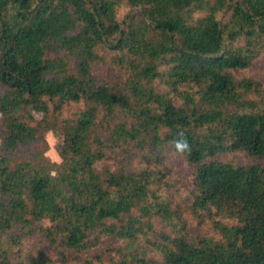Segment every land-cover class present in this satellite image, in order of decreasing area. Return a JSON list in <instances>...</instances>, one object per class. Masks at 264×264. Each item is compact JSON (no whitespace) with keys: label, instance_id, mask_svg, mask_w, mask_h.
Segmentation results:
<instances>
[{"label":"trees","instance_id":"trees-1","mask_svg":"<svg viewBox=\"0 0 264 264\" xmlns=\"http://www.w3.org/2000/svg\"><path fill=\"white\" fill-rule=\"evenodd\" d=\"M262 54L264 0H0V264H264Z\"/></svg>","mask_w":264,"mask_h":264},{"label":"rangeland","instance_id":"rangeland-1","mask_svg":"<svg viewBox=\"0 0 264 264\" xmlns=\"http://www.w3.org/2000/svg\"><path fill=\"white\" fill-rule=\"evenodd\" d=\"M94 73L99 78V80L113 79V75L109 72L108 65H106L105 62L94 66ZM246 73L248 75H251L257 78L258 80L264 83V54H262L257 59L254 66L248 69V72ZM0 89H1V85H0ZM35 114L38 119L42 117V113L40 112H36ZM47 139H48L49 146H50L47 152L48 156L51 158L52 161H60L61 158L57 150V145L59 144L60 139L53 132H48ZM224 158H228V159L231 158L238 162L252 161V158H250L248 155L242 152L224 155ZM171 165L174 168V175L177 174L180 177L181 176L183 177L186 174V172L190 171V167L188 166V164L185 163L179 157L173 158ZM191 219L194 221V218H191ZM189 220H190V217H189ZM194 225H195L194 223H191V228H193Z\"/></svg>","mask_w":264,"mask_h":264},{"label":"clouds","instance_id":"clouds-1","mask_svg":"<svg viewBox=\"0 0 264 264\" xmlns=\"http://www.w3.org/2000/svg\"><path fill=\"white\" fill-rule=\"evenodd\" d=\"M176 149L179 150L181 153H183L184 151L186 150H190L189 149V144L187 142V140L185 138H181L180 140H178L176 142V145H175Z\"/></svg>","mask_w":264,"mask_h":264}]
</instances>
